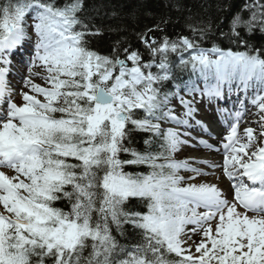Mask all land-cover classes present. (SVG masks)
I'll return each instance as SVG.
<instances>
[{
	"label": "snow or ice",
	"instance_id": "snow-or-ice-1",
	"mask_svg": "<svg viewBox=\"0 0 264 264\" xmlns=\"http://www.w3.org/2000/svg\"><path fill=\"white\" fill-rule=\"evenodd\" d=\"M169 22L133 28L137 45L121 39L103 55L90 46L101 30L84 0H0V264H264V44L253 43L264 0L226 23L190 14L189 34L157 36ZM26 54L17 103L8 77ZM178 71L198 74L203 89L177 83ZM234 83L256 89L257 128L241 132L237 111L222 164L173 159L197 140L189 129L207 131L195 95L211 102ZM138 133L149 134L144 151ZM194 164L222 169L230 186L198 182L212 173ZM141 165L150 171L126 170Z\"/></svg>",
	"mask_w": 264,
	"mask_h": 264
},
{
	"label": "trees",
	"instance_id": "trees-1",
	"mask_svg": "<svg viewBox=\"0 0 264 264\" xmlns=\"http://www.w3.org/2000/svg\"><path fill=\"white\" fill-rule=\"evenodd\" d=\"M57 2L62 5L65 0ZM246 2L247 0H84V17L101 30V34L91 38L90 46L101 54L108 55L118 40L138 44L133 35V28L153 27L161 18H167L170 22L164 27V31L159 33V37L168 35L175 38L181 33L189 34L185 27V18L190 14L215 23L221 20L226 23ZM211 43L212 41L208 40L204 46H211ZM253 43L264 44V36L257 32ZM148 135V133L136 135L134 146L138 150H145L144 139L148 138ZM151 150L158 151L159 147L153 144ZM126 170L145 173L150 171L146 165L128 166ZM131 206L142 212L145 210V207L136 201H132ZM125 228L126 235L132 236L131 227L125 225ZM118 239L121 243L127 242L124 237Z\"/></svg>",
	"mask_w": 264,
	"mask_h": 264
},
{
	"label": "bare ground",
	"instance_id": "bare-ground-1",
	"mask_svg": "<svg viewBox=\"0 0 264 264\" xmlns=\"http://www.w3.org/2000/svg\"><path fill=\"white\" fill-rule=\"evenodd\" d=\"M26 75H27V64L22 69V72L20 73L21 77H20V79L17 82L18 86L17 87H13L14 84L11 85V88L13 87L14 92H19L20 87L23 88L22 78L24 76H26ZM251 118L253 119V123L251 125L253 126V128H257V124L254 123V121H256L258 119V116L257 115H255V116L252 115ZM225 136H226V133L222 132V134L220 136H218V137L214 136V137H211L210 139H207L208 143L210 145H212L213 148L209 149V148L201 146V147H199V149L195 150V153L198 154V155H200L202 153H204V155H205V153H208V154H210L208 156L209 160H207L205 158L201 159V157H200V159H197V160H207V161H209L211 163L212 160L217 158V160L215 161V164H222L223 163V154H222L223 150H222V147H221V142L223 141ZM213 149H221V150L219 152H217V151H214ZM218 155H219V157H218ZM195 158L196 157L194 156V157L191 158V160L195 159ZM216 169L218 170V173H219L218 176L221 177L220 179L217 180V185H219L221 188H223V186H225V188H223V189H227L230 186L231 182H229L226 177L222 176V169H220V168H216Z\"/></svg>",
	"mask_w": 264,
	"mask_h": 264
},
{
	"label": "rangeland",
	"instance_id": "rangeland-1",
	"mask_svg": "<svg viewBox=\"0 0 264 264\" xmlns=\"http://www.w3.org/2000/svg\"><path fill=\"white\" fill-rule=\"evenodd\" d=\"M36 83H40L42 86H43V82L42 81H40V80H36ZM264 94V93H263ZM185 99H189V100H191V99H193V97H185ZM196 99H199L198 97L197 98H195V100ZM172 106H177L178 108H179V110L182 112V107H181V105H180V103H179V100L177 99L176 100V103L174 104V105H172ZM197 117H199V118H205V116L204 115H202V113H199L198 114V116ZM201 120H203V119H201ZM192 140H190V142H191ZM178 160H181V159H178ZM185 160V159H184ZM194 165H196L197 167H200V166H198L197 164H194ZM213 171H214V169H213ZM182 176H189V175H193L192 173H186V172H183L182 174H181ZM219 173H218V170H216V172L214 171V174L213 175H209V176H207V177H204V178H197V181L198 182H206V183H208L210 180H213V179H217L219 176ZM212 176V178H210ZM221 178V177H220ZM218 180V179H217ZM212 183H216L217 184V181L216 182H213L212 181ZM219 186V185H218ZM220 187V186H219ZM194 239H196L195 237H194Z\"/></svg>",
	"mask_w": 264,
	"mask_h": 264
}]
</instances>
